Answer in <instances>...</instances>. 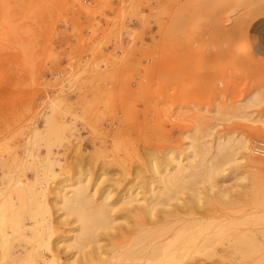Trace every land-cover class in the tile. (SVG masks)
<instances>
[{
	"label": "rangeland",
	"instance_id": "obj_1",
	"mask_svg": "<svg viewBox=\"0 0 264 264\" xmlns=\"http://www.w3.org/2000/svg\"><path fill=\"white\" fill-rule=\"evenodd\" d=\"M263 21L264 0H0V264H86L57 199L75 182L118 201L115 228L134 222L119 202L134 193L171 231L192 225L176 264H264V56L250 36ZM225 139L248 149L216 155ZM198 162L220 171L212 188L146 190Z\"/></svg>",
	"mask_w": 264,
	"mask_h": 264
},
{
	"label": "bare ground",
	"instance_id": "obj_2",
	"mask_svg": "<svg viewBox=\"0 0 264 264\" xmlns=\"http://www.w3.org/2000/svg\"><path fill=\"white\" fill-rule=\"evenodd\" d=\"M202 145H203V143H202ZM196 146L198 148L200 146V144H199V146L198 145H196ZM234 146H236V148H234ZM203 147L204 146H202V148ZM215 147H216L215 152H217L216 155L222 154V156H225L226 153L234 155L235 150L238 148H239V150L243 149L244 151L245 150L247 151V149H248L245 141L241 140V139H236L235 141L232 139L231 140L225 139L222 141H218L216 143ZM194 149H196L195 146H194ZM203 151H204V149L202 150V152ZM211 160H212V158H211ZM230 160H233V159H230ZM208 161H209V159H208ZM198 163H199L198 164L199 166L196 163V165H197L196 167L199 168L198 171L194 170V171H191V173L189 172L190 174H187V176H184V178L181 177L182 180L179 179L180 176L177 179H174L175 177H173V176H170V175L161 176V174H160L157 177V180L160 181L162 187L160 186L158 189H154V188H151L153 183H147L146 185H148V189L146 188V190L148 191V193L149 192L151 193L152 197L157 198L159 196V198H160L161 197L160 194H162L163 192L166 194L165 196H169L172 192L171 190L175 191V189L177 190L178 187L179 188L183 187V189L184 188L189 189V188H191V186L193 184H196V183L198 184L197 181L199 179L203 180V178H204V180L205 179L208 180L210 182V184L212 183V181L214 182V180L220 174L219 173L220 171L217 170L216 164H213L210 162L209 164L206 163L207 165H203V163H202V165H200V162H198ZM177 164H178V166H177ZM177 164H176L177 169H178L177 171H179L182 166H181V164H179V162H177ZM196 167H195V169H196ZM239 175L243 179H245V178L249 179L251 177V176L249 177V174L247 172H242ZM82 184L80 182L79 183L75 182L74 184L70 185V191H71L70 196H65L66 192L65 193H62L61 191L58 192L59 194L57 196V199H58L59 204L63 207L62 209H64L66 213L68 212L71 215H75L74 221L77 222L78 226H75V227H77L76 229H73V230L71 229V230H72V233L76 232V234L71 235V237L68 238V241H67L68 243L66 242V244H67L66 248L73 249L72 247H75V248H77L78 251H79V249L80 250L82 249L78 256H80L81 258L84 259L83 263H86V264H124V263H122V261L125 262V261L129 260V263H127V264H140V263H138V261L139 262L143 261L144 264H146V263L147 264H176L181 259L180 253L183 251H184V253L185 252L187 253V251L189 249V248L187 249V246L193 242L191 239L188 238V236L190 235L191 232L193 233V230H195V229H192V231H190L189 235H186L188 233L187 231H189V229L184 230V231H183V229H185L188 226H192V225L188 224V226L186 225V227L171 231L170 227H172V226H167L169 224L166 222V216H165L164 212H162V214H164V215L159 216L158 220L157 219L152 220L151 218L156 217L155 216V213H156L155 210H157V208L156 209L154 208L156 204L154 203L155 204L154 205L152 203V201H148L149 200L148 198H146V199L145 198H138L137 193H134V196H132V194H131V195H128L127 197L120 198V201H119V202H121V204L124 203L125 205H127L131 209L136 208L134 212H133V210H132V212H130L131 214L133 213L131 216H127L128 218L129 217L133 218L134 222H132L131 225H129L128 227H125L124 229L117 228V227L115 228L113 226L114 225L113 221L116 218H113V216H111L110 212L112 213V211H114L113 204L114 203L116 204L118 201L114 202L112 204L111 202H108L106 200L107 198H105V197H102V199L100 198V199L96 200V199H94L95 197H93L94 195L87 191V189H86L87 187L84 186L85 184H83V185ZM214 185L211 184L210 185L211 188ZM166 186H168V189H170V190H168ZM161 188H163V189H161ZM164 188H166L167 191ZM211 188H209V189L211 190ZM193 193H195V192H193ZM197 194L198 193H196V195ZM165 196L162 195V198H164ZM173 196H174V194H171L170 198L171 197L173 198ZM167 198H169V197H167ZM193 198L196 199L197 197L194 196ZM197 199L200 200L199 198H197ZM197 199H196V201H197ZM156 202H158V201H156ZM133 203H135V207L132 206ZM138 203H141V204H138ZM160 203H161V201H160ZM163 203H161V204H163ZM128 207H125V209L127 210ZM163 207H164V205H163ZM126 213H128V211ZM126 213H124L123 215H125ZM126 215H128V214H126ZM121 217H123V216H121ZM121 217H118V218H121ZM133 220L131 219V221H133ZM203 224L205 225V223H203ZM203 224H201L202 225L201 228H204L205 226H206L205 228H207V225L204 226ZM204 229H202V230H204ZM109 230H113V231L118 232V235H117L118 241L110 242L108 252H105V250L101 251L102 248L98 245L99 240H100L99 237L100 236L103 237V235L105 236ZM196 233L197 232H195V234ZM208 233H207V235L209 236L210 233L209 234ZM218 233H220V232H218ZM169 234H170V236H169ZM183 235H186V236H183ZM203 237H204V235H203ZM207 237H206V239L203 238L204 240H202V242H200L202 244H200L199 242H198V246L196 244L197 249L196 250L194 249L195 251H197L198 247L200 248V246L205 247L206 245L211 244L210 238H207ZM199 244H200V246H199ZM191 246H193V245H191ZM196 246H194V247L196 248ZM86 247H89V249L87 251L84 250V248H86ZM43 248H44V246H43ZM202 248L203 247H201V249ZM203 249H205V248H203ZM192 251L193 250L191 249L190 252H192ZM77 252H75V253H77ZM104 253H106V255L102 256ZM51 256L54 258V255H51ZM181 256H182V254H181ZM52 257H51V259H52ZM186 257H187V255H186ZM57 258H56V260L54 259L53 263H55V261H57ZM73 258H74V253H73ZM49 260H50V258H49ZM47 261H48V259H47ZM47 261H46V263H47ZM71 261H72V259H71ZM49 262L51 263L52 260ZM65 262H67V261H65ZM81 262H82V260H81ZM31 263H29V264H31ZM10 264H13V263H10ZM56 264H59V262H57Z\"/></svg>",
	"mask_w": 264,
	"mask_h": 264
},
{
	"label": "crops",
	"instance_id": "obj_3",
	"mask_svg": "<svg viewBox=\"0 0 264 264\" xmlns=\"http://www.w3.org/2000/svg\"><path fill=\"white\" fill-rule=\"evenodd\" d=\"M81 20H85L86 17L85 16H81L80 18ZM264 31V21L263 22H258L255 26L254 31H252L251 33V41H252V48L254 49V51L260 55L264 56V35H262V32ZM64 64V62H62L58 67H62ZM78 96L76 94L72 95V96H66L65 100L69 101V100H74L76 99Z\"/></svg>",
	"mask_w": 264,
	"mask_h": 264
},
{
	"label": "built area",
	"instance_id": "obj_4",
	"mask_svg": "<svg viewBox=\"0 0 264 264\" xmlns=\"http://www.w3.org/2000/svg\"><path fill=\"white\" fill-rule=\"evenodd\" d=\"M255 149H257L258 152H263L264 150V146L262 143H257V145L255 146Z\"/></svg>",
	"mask_w": 264,
	"mask_h": 264
}]
</instances>
